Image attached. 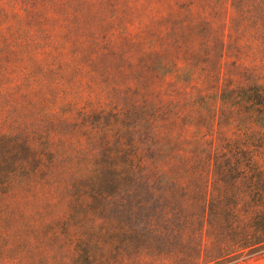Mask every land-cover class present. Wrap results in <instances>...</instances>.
Returning <instances> with one entry per match:
<instances>
[{"label": "trees", "instance_id": "obj_1", "mask_svg": "<svg viewBox=\"0 0 264 264\" xmlns=\"http://www.w3.org/2000/svg\"><path fill=\"white\" fill-rule=\"evenodd\" d=\"M30 16L0 0V264H226L261 251L264 10L255 22L257 60L241 67L243 80L223 76L215 62V91L196 89L200 119L175 112L161 141L142 74L110 87L86 71L66 37ZM177 69L197 83L196 70ZM225 127L228 136L214 137ZM153 178L166 212L131 208L106 229L91 219L80 234V204ZM149 225L163 229L154 240L165 239L166 250H149Z\"/></svg>", "mask_w": 264, "mask_h": 264}, {"label": "rangeland", "instance_id": "obj_2", "mask_svg": "<svg viewBox=\"0 0 264 264\" xmlns=\"http://www.w3.org/2000/svg\"><path fill=\"white\" fill-rule=\"evenodd\" d=\"M13 2L19 8L29 9L34 24L45 23L53 36L66 37L67 47L76 50L80 60L89 63L85 64L86 71L98 74L110 87L124 84L134 73L142 74L147 86V117L157 119L154 130L157 140L168 138L171 124L166 119L170 121L175 112H180L183 119L186 114L200 119L193 112L196 89L215 91L216 82L210 79V75H215V62H220L223 76L243 80L246 73L241 67L252 66L257 60L255 22L264 10V0ZM182 67L197 71L196 84L177 69ZM81 71L80 77L84 78L83 64ZM87 83L84 85L89 93L86 103H92L96 94ZM231 111L232 115L236 114L233 110L228 113ZM63 127L67 129L66 125ZM204 130L210 132L211 128L206 126ZM229 130L230 127L221 132L215 130L214 137L228 136ZM156 153L157 148L152 145L149 149L152 163ZM159 186L162 184L155 178L139 186L120 183L111 193L96 195L87 207L80 204V234L91 230V219L97 220L95 230L106 229L118 215L127 216L131 208L142 215L166 212ZM147 230L153 244L149 250H166L167 245L162 241L165 239L154 240L155 234L163 229L149 225ZM226 264H264V248Z\"/></svg>", "mask_w": 264, "mask_h": 264}]
</instances>
